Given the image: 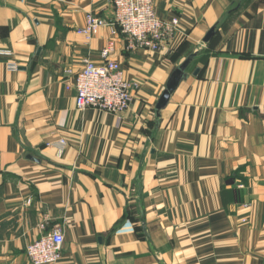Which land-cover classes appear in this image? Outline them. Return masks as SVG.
Masks as SVG:
<instances>
[{
	"label": "crops",
	"instance_id": "0c3cea01",
	"mask_svg": "<svg viewBox=\"0 0 264 264\" xmlns=\"http://www.w3.org/2000/svg\"><path fill=\"white\" fill-rule=\"evenodd\" d=\"M153 5L177 26L130 50L109 26L77 33L112 23V0H0V264H30L55 227L60 264H264V0ZM110 41L132 103L78 111L76 76Z\"/></svg>",
	"mask_w": 264,
	"mask_h": 264
},
{
	"label": "built area",
	"instance_id": "2783aa9c",
	"mask_svg": "<svg viewBox=\"0 0 264 264\" xmlns=\"http://www.w3.org/2000/svg\"><path fill=\"white\" fill-rule=\"evenodd\" d=\"M114 18L108 24L88 14L85 25L77 31L87 40L97 35L104 26L111 28L113 36L122 35L128 41V49L157 50L171 36L177 20L164 23L157 17L153 0H112ZM114 42L110 41L101 51L102 65L89 60L84 61L82 70L77 74L75 106L78 111L95 108L119 115L129 109L132 103L131 85L125 79L120 65L110 59ZM10 70L17 65L10 63ZM63 143V142H62ZM64 235L59 227L44 233L29 244L26 256L30 264H60Z\"/></svg>",
	"mask_w": 264,
	"mask_h": 264
},
{
	"label": "water",
	"instance_id": "95a60500",
	"mask_svg": "<svg viewBox=\"0 0 264 264\" xmlns=\"http://www.w3.org/2000/svg\"><path fill=\"white\" fill-rule=\"evenodd\" d=\"M215 31V27H212L208 33L206 34L203 42L207 43L211 37L213 36ZM196 54H191L189 55L187 58H185V60L179 64L170 74L165 88L163 90V92L161 93V95L158 98V101L156 103L155 106V113L156 116L159 117V114L162 110H164L171 98V95L175 92V90L177 89L179 83L182 80L187 79V74H186V70L188 68V66L190 65V63L193 61V59L195 58Z\"/></svg>",
	"mask_w": 264,
	"mask_h": 264
},
{
	"label": "rangeland",
	"instance_id": "374dc122",
	"mask_svg": "<svg viewBox=\"0 0 264 264\" xmlns=\"http://www.w3.org/2000/svg\"><path fill=\"white\" fill-rule=\"evenodd\" d=\"M190 73V70H189V72H188V74Z\"/></svg>",
	"mask_w": 264,
	"mask_h": 264
},
{
	"label": "trees",
	"instance_id": "16d2710c",
	"mask_svg": "<svg viewBox=\"0 0 264 264\" xmlns=\"http://www.w3.org/2000/svg\"><path fill=\"white\" fill-rule=\"evenodd\" d=\"M194 60V59H193Z\"/></svg>",
	"mask_w": 264,
	"mask_h": 264
}]
</instances>
